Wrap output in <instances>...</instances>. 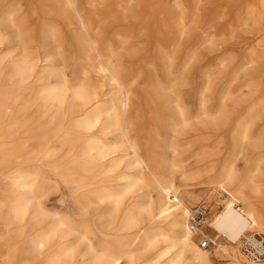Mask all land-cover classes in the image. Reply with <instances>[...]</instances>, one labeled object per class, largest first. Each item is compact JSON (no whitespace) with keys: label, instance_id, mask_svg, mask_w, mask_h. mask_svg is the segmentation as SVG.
<instances>
[{"label":"bare ground","instance_id":"bare-ground-1","mask_svg":"<svg viewBox=\"0 0 264 264\" xmlns=\"http://www.w3.org/2000/svg\"><path fill=\"white\" fill-rule=\"evenodd\" d=\"M215 1L194 0L193 14L201 4L211 6ZM12 5V0H0V220L6 218L14 226L7 240L17 245L12 252L9 249L0 255V264H14L19 250L32 255L22 264H79L80 259L83 264H138L139 256L143 260L149 250L158 247L156 257L141 264H212L209 252L192 241L188 203L195 199L175 186L180 167L176 156L181 145L170 144L172 157L164 155L159 162L145 156L129 138L126 118L131 90L115 65L114 25L109 22L114 0H47L45 8L51 20L35 30L33 36L42 42L36 47L28 43L22 22L25 15L16 17ZM261 10L264 13V0ZM62 26L74 43L78 62L88 65L77 66L79 78L77 72L70 77L66 67L55 65L62 56ZM185 28L181 22L175 33L183 34ZM161 46L162 58L171 60L173 54L165 44ZM90 70H96L102 80L115 86L118 96L104 100L98 87L89 86ZM32 84L43 87L26 101L22 97L32 90ZM249 97L236 106L252 101ZM259 106V101L249 105L248 112L233 124V115L221 112L213 117L206 107H201L194 118L196 127L203 130L231 129V156L223 160L212 181L214 192L228 198V202L210 226L232 245L228 251L215 239L218 249L243 264H264V260H245L239 247L253 229L264 232V204L257 201L264 200V186L255 182L256 175L248 174L239 183L233 160L239 159L247 147L259 153L252 160L255 174L264 164V128L255 133L253 129V120L259 119ZM176 108L185 123L182 109L178 104ZM173 131L180 135L178 123ZM60 150L69 157L68 162L64 166L50 164L48 160L56 155L58 158ZM41 154L45 155L43 161L39 159ZM7 165L18 167L6 176ZM159 165L164 170L162 176L155 171ZM44 168L72 189L79 221L58 212L50 214L44 207L42 198L52 182ZM4 179L8 188L3 185ZM143 189L157 192V204L148 196L145 202L140 200L136 194ZM246 189H250L249 195ZM129 195L133 196L130 202L125 200ZM239 202L243 209L235 207ZM99 206L100 212L96 210ZM81 230L99 238V251ZM83 244L87 250L80 252ZM257 249L261 250L260 244Z\"/></svg>","mask_w":264,"mask_h":264},{"label":"rangeland","instance_id":"rangeland-1","mask_svg":"<svg viewBox=\"0 0 264 264\" xmlns=\"http://www.w3.org/2000/svg\"><path fill=\"white\" fill-rule=\"evenodd\" d=\"M12 1L11 8L15 16L20 18L25 15L22 22L26 25L28 43L34 47L40 46L42 42L33 34L42 22L51 20V17L47 16L50 11L45 8L47 0ZM193 1L114 0V11L110 12L109 18V22L114 25L112 48L116 68L131 90V103L126 118L129 138L139 145L145 156L159 162L164 155L172 157V152L168 149L170 144L176 142L181 145L179 155L176 156L180 167L175 177V186L179 191L194 197L195 200L188 203L189 213L199 204L208 207V219L202 230L212 240L217 239L222 248L230 251L232 248L230 241L210 224L213 217L221 213L228 202V198L214 192L212 181L220 172L223 160L231 156L228 155L232 150L231 129L215 127L216 129L203 130L196 127L194 118L200 114L201 107H206L213 117L221 112L233 115L231 118L233 124L248 112L249 105L259 101V119L253 120L254 133L264 128V13L261 10L263 0H218L211 6L205 2L197 7L195 15ZM181 22L186 25L185 32L177 34L175 30L180 29ZM61 29L64 33L60 43L62 56L55 65L60 68L66 67L70 77L77 72L76 77L79 78L77 66L88 65L78 62L76 51L72 48L74 43L70 41L67 30L63 26ZM164 44L167 51L173 54L171 60L162 58L160 54L161 45ZM102 45L106 47L107 43ZM248 61L253 64L247 65ZM95 71H89V86L91 84L92 88L98 87L97 90L104 96V100L118 96L117 88L102 80ZM42 87L43 84H32V90L23 94L22 98L31 101L36 90ZM248 96L252 101H244L236 106L238 101ZM176 104L185 115V123L179 116ZM177 123L180 135L173 131ZM245 149L239 159L233 158L238 182L244 180L246 174L256 175L255 182L264 186V164L257 174L256 167L252 165V160L254 161L259 153L255 154L251 148ZM61 151L58 158L56 155L48 162L64 166L69 157ZM44 158V154L39 156L42 161ZM16 166L18 167L7 165L4 174L10 175ZM43 170L52 179L42 198L46 210L50 214L58 212L62 217L71 216L75 221H79L81 217L72 189L50 169ZM155 171L160 176L164 174L160 165ZM3 185L8 188L6 179L3 180ZM250 192V189L245 190L247 195ZM136 195L141 196L140 200L144 202L148 196L157 204L158 194L152 189H143ZM132 197L129 195L125 200L130 202ZM257 201L264 204V200L260 198H257ZM235 207L243 209L244 205L239 202ZM97 208V211H102L101 206ZM10 225L8 219L0 220L1 256L9 249L12 252L17 245L16 242L7 240L8 231L14 230V226ZM254 232L264 237V232L256 228L248 234ZM81 233L86 232L81 230ZM86 234L91 237L95 250L99 251L101 247L99 238L90 233ZM201 239V236L193 234V243L202 251L209 252L212 264H243L219 250L218 245L203 249ZM244 239L243 237L239 245L240 251L245 260H251L252 258H248ZM159 248L161 247L157 250ZM83 250H87L86 244L80 246V252H84ZM155 250H149L143 260L139 256L138 264L154 259L157 255ZM16 259L14 264H22L25 260L32 259V255L19 250ZM83 263L80 259L79 264ZM34 264L42 262L36 261Z\"/></svg>","mask_w":264,"mask_h":264},{"label":"built area","instance_id":"built-area-1","mask_svg":"<svg viewBox=\"0 0 264 264\" xmlns=\"http://www.w3.org/2000/svg\"><path fill=\"white\" fill-rule=\"evenodd\" d=\"M209 210L205 204L197 205L190 213L188 223L190 230L193 234L201 236V247L203 249L210 248L211 245H216L215 240H212L206 236L202 230L204 224L208 219ZM244 246L246 252L249 254L248 258H253L255 261L264 260V237L254 233L248 234V237H244ZM253 239H256L258 243H254ZM257 244H260L261 250L257 249Z\"/></svg>","mask_w":264,"mask_h":264}]
</instances>
